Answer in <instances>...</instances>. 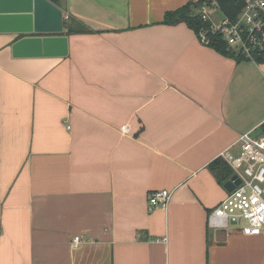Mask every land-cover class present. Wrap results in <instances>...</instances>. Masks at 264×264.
I'll use <instances>...</instances> for the list:
<instances>
[{
    "label": "crops",
    "instance_id": "0c3cea01",
    "mask_svg": "<svg viewBox=\"0 0 264 264\" xmlns=\"http://www.w3.org/2000/svg\"><path fill=\"white\" fill-rule=\"evenodd\" d=\"M187 3L57 0L64 58H14L0 30V264H264V236L207 225L234 175L209 166L264 133V64L163 23Z\"/></svg>",
    "mask_w": 264,
    "mask_h": 264
},
{
    "label": "built area",
    "instance_id": "2783aa9c",
    "mask_svg": "<svg viewBox=\"0 0 264 264\" xmlns=\"http://www.w3.org/2000/svg\"><path fill=\"white\" fill-rule=\"evenodd\" d=\"M187 1L192 17L201 22L195 30L200 44L210 46L214 38H219L228 53L258 64L257 59L264 54V0H241L242 6L233 19L225 15L217 0ZM120 132L128 135V126L120 127ZM237 144L238 155L225 151L220 156L240 184L208 214L207 225L213 231H226L243 221V235L264 236V133L241 134ZM169 200L167 190L149 193L148 211L165 210ZM79 243L80 239L75 238L73 246Z\"/></svg>",
    "mask_w": 264,
    "mask_h": 264
},
{
    "label": "water",
    "instance_id": "95a60500",
    "mask_svg": "<svg viewBox=\"0 0 264 264\" xmlns=\"http://www.w3.org/2000/svg\"><path fill=\"white\" fill-rule=\"evenodd\" d=\"M0 30H9L25 37L12 47L14 58L53 57L68 55V39L63 36V12L48 0H0ZM240 184L233 175L224 184L231 193ZM217 246L225 244L226 231L215 234Z\"/></svg>",
    "mask_w": 264,
    "mask_h": 264
},
{
    "label": "trees",
    "instance_id": "16d2710c",
    "mask_svg": "<svg viewBox=\"0 0 264 264\" xmlns=\"http://www.w3.org/2000/svg\"><path fill=\"white\" fill-rule=\"evenodd\" d=\"M54 4H56L57 0H50ZM222 11L225 13L227 17L230 19H233L237 13V11L242 6L241 0H217ZM191 5L187 4L173 12H168L164 15L163 23L168 25H174L178 23H184L186 24L190 29L196 30L201 22L195 18L192 17L191 14ZM64 29L66 32L64 35L70 36L74 33H76V29L73 27L70 23H64ZM211 48H214L219 53H222L223 55L229 56L231 58H234L236 61H241L242 59L236 56L231 55L226 50V46L219 38H214L211 45L209 46ZM257 63L259 65L264 64V54L257 59ZM216 167L219 168L218 173L215 172V175L221 179V181L226 180L231 174L232 171L227 166V164L222 160H217L214 163H212L209 168L212 171L216 170Z\"/></svg>",
    "mask_w": 264,
    "mask_h": 264
},
{
    "label": "rangeland",
    "instance_id": "374dc122",
    "mask_svg": "<svg viewBox=\"0 0 264 264\" xmlns=\"http://www.w3.org/2000/svg\"><path fill=\"white\" fill-rule=\"evenodd\" d=\"M67 23V22H66ZM244 225V222L243 221H239L237 226H235V228L237 229H241V227Z\"/></svg>",
    "mask_w": 264,
    "mask_h": 264
}]
</instances>
